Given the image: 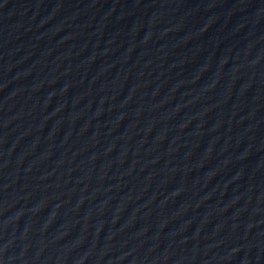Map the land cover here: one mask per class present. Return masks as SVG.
Returning <instances> with one entry per match:
<instances>
[{
  "label": "water",
  "instance_id": "water-1",
  "mask_svg": "<svg viewBox=\"0 0 264 264\" xmlns=\"http://www.w3.org/2000/svg\"><path fill=\"white\" fill-rule=\"evenodd\" d=\"M0 264H264V0H0Z\"/></svg>",
  "mask_w": 264,
  "mask_h": 264
}]
</instances>
